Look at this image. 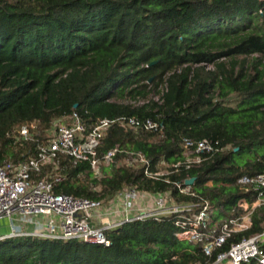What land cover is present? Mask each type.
<instances>
[{
  "label": "trees",
  "instance_id": "trees-1",
  "mask_svg": "<svg viewBox=\"0 0 264 264\" xmlns=\"http://www.w3.org/2000/svg\"><path fill=\"white\" fill-rule=\"evenodd\" d=\"M151 91L161 104L127 101ZM74 110L87 125L133 117L162 123L163 137L115 124L98 156L119 145L169 175L153 181L142 168L117 163H102L95 174L89 162L62 156L42 174L65 177L55 193L96 200L138 185L171 192L179 203L207 200L218 228L242 217L238 203L254 199L238 180L264 173V0H0V165L35 156L54 120ZM24 126L34 141L20 135ZM184 139H208L224 152L176 169L185 160ZM192 178L195 196L173 186ZM176 221L126 224L107 232L109 247L5 238L0 264H211L232 243L263 231L264 206L249 230L211 257L176 237Z\"/></svg>",
  "mask_w": 264,
  "mask_h": 264
},
{
  "label": "built area",
  "instance_id": "built-area-1",
  "mask_svg": "<svg viewBox=\"0 0 264 264\" xmlns=\"http://www.w3.org/2000/svg\"><path fill=\"white\" fill-rule=\"evenodd\" d=\"M152 101L161 104V95L156 94ZM152 101L144 102L138 97L129 103L145 106ZM117 123L134 131L145 130L164 136L162 123L151 118L99 119L87 125L74 110L69 116L54 120L47 139L37 145L35 156L17 164L0 165V219L7 218L12 226L11 234L5 238L31 236L62 241L80 240L109 247L108 231L136 221H159L176 215V226L180 229L176 237L201 245L205 256L211 257L233 235L250 229L254 211L264 206V173L239 178L238 184L254 200L248 202L242 199L238 207L244 215L224 223L220 228L213 226L211 206L207 200L179 203L171 192L154 193L142 190L138 185L126 186L113 197L96 200L55 193V186L65 177L57 175L49 178L42 174L46 168L57 164L62 156L70 158L75 164L89 162L95 174L99 173L100 164L117 163L129 168H142L144 176L153 181L169 175L165 170L152 171L151 161L142 152L125 150L119 145L99 158L98 150L103 139ZM20 135L26 141L35 139L27 126L22 127ZM182 144L185 160L174 165L176 169L182 165L187 169L199 167L208 159L207 156L224 152L208 139H184ZM119 154L123 158L116 161ZM188 180L176 182L173 186L182 195L195 196L192 192L194 184H186ZM263 247L264 224L261 233L232 243L228 250L218 252L211 264H251L253 261L264 264Z\"/></svg>",
  "mask_w": 264,
  "mask_h": 264
},
{
  "label": "rangeland",
  "instance_id": "rangeland-1",
  "mask_svg": "<svg viewBox=\"0 0 264 264\" xmlns=\"http://www.w3.org/2000/svg\"><path fill=\"white\" fill-rule=\"evenodd\" d=\"M253 58L254 57H250L249 61L251 62L253 60ZM156 94H158V91H155V92L151 91L146 97L140 96L139 100L144 101V102L152 101ZM131 100H133V99L128 98L127 101H131ZM0 226H2L0 229V234L4 233V234L8 235L9 232H12L11 223L7 218L0 219Z\"/></svg>",
  "mask_w": 264,
  "mask_h": 264
},
{
  "label": "water",
  "instance_id": "water-1",
  "mask_svg": "<svg viewBox=\"0 0 264 264\" xmlns=\"http://www.w3.org/2000/svg\"><path fill=\"white\" fill-rule=\"evenodd\" d=\"M156 62H153L152 63V65H154ZM77 107V106H76ZM238 149H236V151H237ZM196 181V179L195 178H192V179H190V180H188L187 182H186V184H188V185H192V184H194V182Z\"/></svg>",
  "mask_w": 264,
  "mask_h": 264
},
{
  "label": "crops",
  "instance_id": "crops-1",
  "mask_svg": "<svg viewBox=\"0 0 264 264\" xmlns=\"http://www.w3.org/2000/svg\"><path fill=\"white\" fill-rule=\"evenodd\" d=\"M2 226H0V229H1ZM11 234V232L8 233V235L4 234V233H1L0 234V238H5L7 236H9ZM1 240V239H0Z\"/></svg>",
  "mask_w": 264,
  "mask_h": 264
}]
</instances>
